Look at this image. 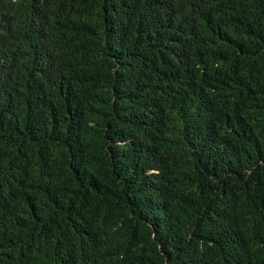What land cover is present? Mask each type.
Instances as JSON below:
<instances>
[{"label": "trees", "instance_id": "16d2710c", "mask_svg": "<svg viewBox=\"0 0 264 264\" xmlns=\"http://www.w3.org/2000/svg\"><path fill=\"white\" fill-rule=\"evenodd\" d=\"M0 264H264V0H0Z\"/></svg>", "mask_w": 264, "mask_h": 264}]
</instances>
